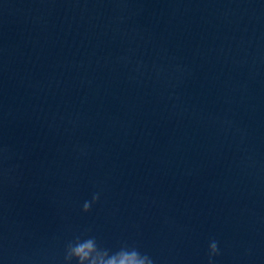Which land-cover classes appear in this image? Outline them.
Listing matches in <instances>:
<instances>
[{
	"label": "water",
	"instance_id": "obj_1",
	"mask_svg": "<svg viewBox=\"0 0 264 264\" xmlns=\"http://www.w3.org/2000/svg\"><path fill=\"white\" fill-rule=\"evenodd\" d=\"M82 234L264 264V0H0V264Z\"/></svg>",
	"mask_w": 264,
	"mask_h": 264
},
{
	"label": "clouds",
	"instance_id": "obj_2",
	"mask_svg": "<svg viewBox=\"0 0 264 264\" xmlns=\"http://www.w3.org/2000/svg\"><path fill=\"white\" fill-rule=\"evenodd\" d=\"M99 199L100 193H93L91 199L84 202L82 213H88ZM220 255L219 241L215 238L210 239L206 250L207 264H216V259ZM62 264H156V262L148 253L141 252L136 246L124 244L113 252L101 247L95 236L82 234L65 243Z\"/></svg>",
	"mask_w": 264,
	"mask_h": 264
}]
</instances>
